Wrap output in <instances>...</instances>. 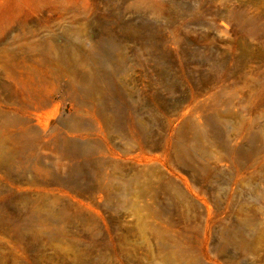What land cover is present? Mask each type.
I'll use <instances>...</instances> for the list:
<instances>
[{"label":"rangeland","instance_id":"1","mask_svg":"<svg viewBox=\"0 0 264 264\" xmlns=\"http://www.w3.org/2000/svg\"><path fill=\"white\" fill-rule=\"evenodd\" d=\"M0 264H264V0H0Z\"/></svg>","mask_w":264,"mask_h":264},{"label":"bare ground","instance_id":"2","mask_svg":"<svg viewBox=\"0 0 264 264\" xmlns=\"http://www.w3.org/2000/svg\"><path fill=\"white\" fill-rule=\"evenodd\" d=\"M86 82H87V84H86L84 90L90 91L93 88V78L91 76H88Z\"/></svg>","mask_w":264,"mask_h":264}]
</instances>
